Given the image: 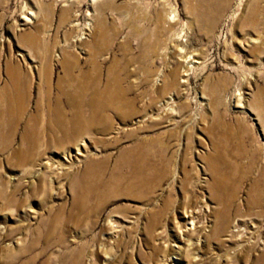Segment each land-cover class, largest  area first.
<instances>
[{
  "label": "rangeland",
  "instance_id": "obj_1",
  "mask_svg": "<svg viewBox=\"0 0 264 264\" xmlns=\"http://www.w3.org/2000/svg\"><path fill=\"white\" fill-rule=\"evenodd\" d=\"M0 264H264V0H0Z\"/></svg>",
  "mask_w": 264,
  "mask_h": 264
},
{
  "label": "bare ground",
  "instance_id": "obj_2",
  "mask_svg": "<svg viewBox=\"0 0 264 264\" xmlns=\"http://www.w3.org/2000/svg\"><path fill=\"white\" fill-rule=\"evenodd\" d=\"M64 134H65V136H67V135L71 136L72 135V133H70V132H66ZM76 135H79V132H77ZM26 141H28V140L26 139ZM32 146H33V144H32ZM78 151H79V154H82V153L84 154V152H82V149L80 147L78 148ZM138 154H139V156L136 158L135 163L132 165V167H134L133 171L135 173L136 178L142 179L141 176H142L143 173L149 174L148 177H150L152 175V172L154 171L153 168L151 167V165L145 164V162L143 161V155H141V153L139 151H138ZM80 195H82V193H80ZM80 195L78 197V201L82 202V198H81ZM192 225H194V218L192 220Z\"/></svg>",
  "mask_w": 264,
  "mask_h": 264
}]
</instances>
